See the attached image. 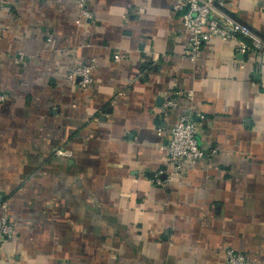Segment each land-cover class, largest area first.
<instances>
[{
	"label": "crops",
	"instance_id": "obj_1",
	"mask_svg": "<svg viewBox=\"0 0 264 264\" xmlns=\"http://www.w3.org/2000/svg\"><path fill=\"white\" fill-rule=\"evenodd\" d=\"M172 1L88 0L79 23L77 0H3L0 264H264V59L212 39L190 60ZM225 7L264 36V0ZM89 58L82 90L66 69ZM181 113L214 154L154 185Z\"/></svg>",
	"mask_w": 264,
	"mask_h": 264
},
{
	"label": "built area",
	"instance_id": "obj_2",
	"mask_svg": "<svg viewBox=\"0 0 264 264\" xmlns=\"http://www.w3.org/2000/svg\"><path fill=\"white\" fill-rule=\"evenodd\" d=\"M3 0H0V13ZM227 0H173L172 11L181 18L184 30L188 33L184 55L195 60L202 44L212 39L233 41L236 43L238 54H250L264 59V36L254 32L248 25L232 17L227 11ZM79 23L89 22L92 18L88 9V0H77ZM127 53H115L114 60L127 59ZM95 69L93 59L69 65L66 69V79L76 82L77 86L86 90L93 82L92 72ZM8 98V94L0 89V103ZM190 94L177 90L164 98L161 109L163 112L177 110L184 99ZM198 124L187 114H179L177 121L170 129L168 142L161 148L166 155L164 168H160L150 177V181L157 186L166 185L171 178L176 177L179 182L184 180L188 169L209 155L197 141ZM15 234L8 217L0 215L1 238H12ZM217 264H249L246 256L232 248H226L224 258Z\"/></svg>",
	"mask_w": 264,
	"mask_h": 264
},
{
	"label": "water",
	"instance_id": "obj_3",
	"mask_svg": "<svg viewBox=\"0 0 264 264\" xmlns=\"http://www.w3.org/2000/svg\"><path fill=\"white\" fill-rule=\"evenodd\" d=\"M231 15V14H230ZM232 17L236 18L235 16L231 15Z\"/></svg>",
	"mask_w": 264,
	"mask_h": 264
}]
</instances>
